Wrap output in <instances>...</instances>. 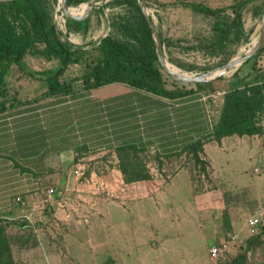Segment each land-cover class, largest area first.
<instances>
[{
	"label": "crops",
	"instance_id": "obj_1",
	"mask_svg": "<svg viewBox=\"0 0 264 264\" xmlns=\"http://www.w3.org/2000/svg\"><path fill=\"white\" fill-rule=\"evenodd\" d=\"M75 32L78 36L85 34ZM260 59L264 54L258 62ZM23 62L35 73L58 66L57 59L30 53ZM258 65V73L264 75V64ZM10 73L6 108L0 112L1 221L30 224L37 231V241L47 248L54 247L52 239L57 236V241L75 252L80 263H96L102 258L111 264H163L164 257H172L176 251L172 242L185 228L201 232V239L210 242L203 264L213 261L211 247L224 241L227 248L216 260L245 259L239 251L257 232L264 209L253 215L246 206L227 210L221 203V189L215 193V202L208 192L197 191L190 171L194 158L187 147L198 139L203 141L200 158L207 160L213 179L220 184L216 176L218 155L225 154L236 142L248 151L255 150L264 161V132L233 134L219 142L208 138L220 111L214 115L199 91L169 98L115 82L37 98L47 89L43 79L26 74L17 64L11 66ZM36 83L44 85L36 88ZM261 124L264 129V112ZM99 148L115 151L121 169L123 160L136 151H153L166 161L159 169L169 177L152 196L127 204L98 198L93 206L76 214L83 217L80 219L68 217L64 210L45 202L47 187H55L57 196L71 189L74 178L69 169L74 161L87 150ZM181 160L187 161L181 164ZM148 161L147 165L139 163L140 167L146 170ZM254 171L259 172L257 168ZM144 173L151 177L149 169ZM138 180L142 179L131 181ZM263 199L264 195L257 200ZM253 218H259V224L251 225ZM8 238L16 262V237Z\"/></svg>",
	"mask_w": 264,
	"mask_h": 264
},
{
	"label": "rangeland",
	"instance_id": "obj_2",
	"mask_svg": "<svg viewBox=\"0 0 264 264\" xmlns=\"http://www.w3.org/2000/svg\"><path fill=\"white\" fill-rule=\"evenodd\" d=\"M235 1L147 0V9L161 38L164 39V52L168 63L176 66L181 72L198 74L219 67L232 58L244 55L246 50L252 47L254 40L258 39L264 12V0H252L244 6L238 38H235L236 29H234L225 43H219L216 40L217 37L212 30L214 21L212 16L196 12L186 5L188 2H199L213 8H220L228 7L234 4ZM72 8L77 9L75 13L78 15L85 12V9L83 11L79 6ZM61 11L58 0L56 4H51L53 21L62 29L63 33H66L65 22L67 16ZM227 11L230 14L232 12L230 8ZM132 14L136 13L132 12L126 4L117 3L115 0H98L88 16L90 18L89 30L84 35L80 33L81 36L73 34L76 33L73 30L69 31L72 34H68V36L73 44L89 50L80 63L69 66L63 77V79L72 82L74 90L84 88L82 75L88 70L87 63L92 62L99 55L98 50L93 46L108 33L123 39L120 22L131 19ZM263 54L264 51L259 56L255 57V54L247 64H242L241 73L246 74L251 71L252 65L256 62L257 64H264V59H260L261 62H258ZM159 67L165 81L164 86L167 89H196L194 83H182L171 77L160 63ZM10 74L9 70L7 78ZM233 74H227L221 80H213L199 91L206 96L214 115H217L221 109L223 96L212 97L211 94L224 91ZM7 84L8 80H6ZM35 85L36 88H41L44 83L41 85L36 83ZM261 142L264 147V136ZM235 144V146L228 147L225 154L220 153L218 155L216 176L220 184L217 183L216 179H213L212 169L207 160H204L205 166L195 162V160L190 162L191 177L196 190L203 193L208 192L214 202L217 199L215 193L218 192L219 194L218 189H221L219 194L221 195V203L224 202L227 205V210L231 208L239 210L246 206L253 215L256 210L264 209V201L257 200L264 195V161L256 154L255 150L248 151L245 146L238 145L236 142ZM130 158L124 163L130 164L133 162L147 165L145 161L149 160V163L161 168L166 162L159 158L155 152L138 153L136 151ZM186 161L181 160V164L186 163ZM256 168L259 172L254 171ZM148 169V166H146V170ZM146 179H150V177ZM66 216L68 215L66 214ZM75 218L80 219L83 217L76 216ZM0 227L7 236L16 237L15 240L18 246L15 249L17 259L14 264H111L108 260L102 258L101 261L96 263L91 261L77 262L75 252L57 241V236L54 240L52 239L54 247L47 248V245L37 241V231L30 224L29 226H22V224L10 225V223L0 220ZM194 231H196V234ZM200 235L201 232L197 230L185 228L181 231L178 238H176V242H172V244L176 243L174 246L176 251H173L172 257L165 256L164 260L166 261L163 264H203L202 259L210 242L206 243ZM262 235H264V216L261 218V225L259 224L257 232H253L249 244H245L246 247H241L239 251L245 257L244 260L233 261L232 258L223 260L221 258L219 260H209L208 264H264V236ZM159 264H162V262Z\"/></svg>",
	"mask_w": 264,
	"mask_h": 264
},
{
	"label": "trees",
	"instance_id": "obj_3",
	"mask_svg": "<svg viewBox=\"0 0 264 264\" xmlns=\"http://www.w3.org/2000/svg\"><path fill=\"white\" fill-rule=\"evenodd\" d=\"M87 1L89 0H67V3L75 7ZM115 1L126 4L136 14H132L131 19L120 22L123 39L108 33L93 46L99 55L87 63L88 70L82 75L84 88H96L119 82L153 94L177 98L198 92L203 86L210 84L196 83V89H167L164 86L165 81L159 67L151 30L140 9V0ZM250 1L252 0H236L228 7L220 8L199 2H188L186 5L196 12L212 16L214 18L212 30L217 37L216 40L225 43L234 29L235 38H238L242 25V9ZM51 2L56 4L57 0L0 1V112L6 108L4 99L8 93L6 80L13 64H17L26 74L46 82V91L37 98L74 91L72 82L63 77L69 66L80 63L89 50L70 42L68 34L71 30L87 32L90 18L72 20L67 17L65 22L67 32L63 33L52 19ZM228 8L232 10V15L228 13ZM162 42L164 43L163 38ZM263 51L264 45L255 57ZM29 53L46 59H57L58 66L44 73L30 71L23 62V58ZM248 61L243 64H247ZM259 69L256 62L246 74L241 73L242 65L234 72L224 89L220 114L212 126L211 133L207 135L208 138L219 142L224 136L264 132L261 124L264 112V75L258 73ZM221 79L223 77L219 78ZM187 150L191 152L195 162L205 166V162L200 158L203 151L201 139L188 145ZM122 170L127 181L149 177L138 163L128 164L123 160ZM0 264H14L9 238L1 227Z\"/></svg>",
	"mask_w": 264,
	"mask_h": 264
},
{
	"label": "built area",
	"instance_id": "obj_4",
	"mask_svg": "<svg viewBox=\"0 0 264 264\" xmlns=\"http://www.w3.org/2000/svg\"><path fill=\"white\" fill-rule=\"evenodd\" d=\"M224 93L217 91L211 96L217 97ZM148 168L151 173L150 179L130 182L125 179L120 159L115 151L105 148L89 149L79 155L69 169L74 178L72 188L65 189L57 196L55 187H47L45 202L53 203L70 216L78 214L84 207L93 206L98 198L127 204L150 197L161 189L169 175L164 176V170H160L153 163H149ZM259 222V218L250 220L251 225ZM226 248L225 241L211 247V259L216 260Z\"/></svg>",
	"mask_w": 264,
	"mask_h": 264
},
{
	"label": "water",
	"instance_id": "obj_5",
	"mask_svg": "<svg viewBox=\"0 0 264 264\" xmlns=\"http://www.w3.org/2000/svg\"><path fill=\"white\" fill-rule=\"evenodd\" d=\"M0 1H10V0H0ZM60 9L63 13L72 20H83L89 16L94 5L98 3V0H89L85 2L86 9L85 12L78 15L76 13L71 12V6L68 5L67 0H58ZM140 9L141 12L146 19V22L151 30L153 40L155 42V50L157 53L158 61L163 67V69L174 79L182 82V83H206L211 82L213 80L219 79L227 74L234 73L244 62L248 61L253 55H255L261 47L264 45V12L262 17V23L260 28V33L258 39L254 43V45L248 49V51L241 56L235 57L222 64L219 67L213 68L206 72L198 73V74H187V73H177L171 71L167 67V58L164 52V45L162 42L161 35L153 21L152 16L150 15L147 9V0H140Z\"/></svg>",
	"mask_w": 264,
	"mask_h": 264
},
{
	"label": "bare ground",
	"instance_id": "obj_6",
	"mask_svg": "<svg viewBox=\"0 0 264 264\" xmlns=\"http://www.w3.org/2000/svg\"><path fill=\"white\" fill-rule=\"evenodd\" d=\"M79 8L80 9H83V11H84V9H86V4L85 3H82V4H80L79 5ZM76 8H71V12H73V13H75L76 12ZM62 12V11H61ZM60 13V12H59ZM60 15V14H59ZM65 15V14H64ZM60 19V18H59ZM66 25V24H65ZM255 38V37H254ZM76 41V40H75ZM256 42V39L254 40V42H253V44H252V46L254 45V43ZM243 48V47H242ZM248 50H246V52H247ZM245 52V53H246ZM167 67H168V69L169 70H171V71H174V72H177V73H184V72H181L176 66H174V65H171L170 63H168L167 62Z\"/></svg>",
	"mask_w": 264,
	"mask_h": 264
}]
</instances>
